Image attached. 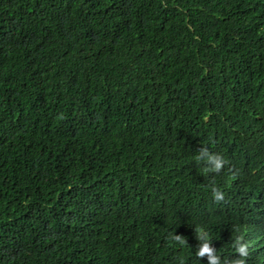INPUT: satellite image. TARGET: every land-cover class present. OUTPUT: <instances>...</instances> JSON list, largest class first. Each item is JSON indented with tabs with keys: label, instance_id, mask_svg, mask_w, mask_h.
Instances as JSON below:
<instances>
[{
	"label": "trees",
	"instance_id": "16d2710c",
	"mask_svg": "<svg viewBox=\"0 0 264 264\" xmlns=\"http://www.w3.org/2000/svg\"><path fill=\"white\" fill-rule=\"evenodd\" d=\"M200 229L264 264V0H0V264H209Z\"/></svg>",
	"mask_w": 264,
	"mask_h": 264
},
{
	"label": "clouds",
	"instance_id": "9594fccd",
	"mask_svg": "<svg viewBox=\"0 0 264 264\" xmlns=\"http://www.w3.org/2000/svg\"><path fill=\"white\" fill-rule=\"evenodd\" d=\"M199 159V157H197ZM207 160L211 162L213 165L214 170H219L224 160L218 156L208 155ZM213 195L215 199L220 200L222 199V193L220 191H214ZM198 239L202 240L203 243L200 245L198 250L196 251L197 256H204L205 254L208 255L209 264H220V259L217 254H215L214 249L210 246V238L209 235L204 232L202 229L198 230ZM175 239L179 240L180 237L176 236ZM233 247L235 252L239 254V258L234 259L231 264H245V258L248 255L247 251V243H241V238L237 236L233 242Z\"/></svg>",
	"mask_w": 264,
	"mask_h": 264
}]
</instances>
